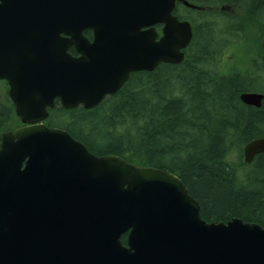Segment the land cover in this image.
<instances>
[{
    "label": "water",
    "instance_id": "obj_1",
    "mask_svg": "<svg viewBox=\"0 0 264 264\" xmlns=\"http://www.w3.org/2000/svg\"><path fill=\"white\" fill-rule=\"evenodd\" d=\"M179 2L200 9L187 0L0 3V82L23 125L0 144V264H264L261 225L208 222L174 173L96 156L45 125L57 100L92 110L131 73L181 64L194 31L174 14ZM240 99L261 108L264 94ZM262 153L264 138L251 141L245 163Z\"/></svg>",
    "mask_w": 264,
    "mask_h": 264
},
{
    "label": "trees",
    "instance_id": "obj_2",
    "mask_svg": "<svg viewBox=\"0 0 264 264\" xmlns=\"http://www.w3.org/2000/svg\"><path fill=\"white\" fill-rule=\"evenodd\" d=\"M187 1L201 10L182 4L175 10L194 29L181 64L133 74L92 110H66L57 101L46 126L66 130L97 156L174 173L208 222L239 218L264 227V153L244 161L245 146L264 138V102L255 108L240 99L264 94V0ZM242 44L256 52L246 69L227 60ZM21 125L7 92L0 141ZM122 241L127 244V236Z\"/></svg>",
    "mask_w": 264,
    "mask_h": 264
},
{
    "label": "rangeland",
    "instance_id": "obj_3",
    "mask_svg": "<svg viewBox=\"0 0 264 264\" xmlns=\"http://www.w3.org/2000/svg\"><path fill=\"white\" fill-rule=\"evenodd\" d=\"M180 9L184 12H187V10L183 7H180ZM190 15H192L194 18L198 17L196 13H190ZM229 52L230 53H228L227 55V60L231 59L232 63H234L236 60L239 69L245 68L247 65L248 59L249 58L251 59L256 53L255 49L252 46H247L243 44L241 45V47H238L236 49L231 48ZM233 54L235 55V57ZM236 58H238L239 60H237ZM223 63H225V61ZM248 66H249V62H248ZM258 87H261V86H258ZM7 92H8L7 84L4 82L0 83V103L4 102Z\"/></svg>",
    "mask_w": 264,
    "mask_h": 264
},
{
    "label": "flooded vegetation",
    "instance_id": "obj_4",
    "mask_svg": "<svg viewBox=\"0 0 264 264\" xmlns=\"http://www.w3.org/2000/svg\"><path fill=\"white\" fill-rule=\"evenodd\" d=\"M2 1H3V0H0V3H1ZM83 35H84L85 38L88 39V41H89L90 43L93 42V40H94V33H93L92 30H86V31H84V32H83ZM68 52H69V54L72 55L73 57H76V58L80 57V54L77 52V50H76V48H75L74 46L70 47V49H69ZM133 74H135V73H132V74L130 75V79H131V77L133 76ZM128 82H129V81H128ZM5 83H6V82H5ZM6 84H7V83H6Z\"/></svg>",
    "mask_w": 264,
    "mask_h": 264
}]
</instances>
